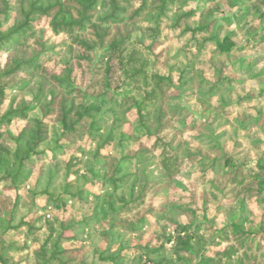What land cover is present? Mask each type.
Returning a JSON list of instances; mask_svg holds the SVG:
<instances>
[{"label": "trees", "instance_id": "obj_1", "mask_svg": "<svg viewBox=\"0 0 264 264\" xmlns=\"http://www.w3.org/2000/svg\"><path fill=\"white\" fill-rule=\"evenodd\" d=\"M26 262L264 264V0H0V264Z\"/></svg>", "mask_w": 264, "mask_h": 264}, {"label": "rangeland", "instance_id": "obj_2", "mask_svg": "<svg viewBox=\"0 0 264 264\" xmlns=\"http://www.w3.org/2000/svg\"><path fill=\"white\" fill-rule=\"evenodd\" d=\"M36 35L35 38L36 40H39L43 43L44 45V57L56 64H59L60 62L64 61L66 58L69 56V51L67 49V43H65L64 38L62 36L55 37L53 36L50 31L47 29L46 24L42 21L40 22L36 27ZM10 92H7V100L5 101L4 106H6L9 102L10 99ZM194 110L197 112V108L195 107ZM130 120H133V116H129ZM227 130V127H223L220 131L218 132H223ZM231 134H227L222 139L220 140L221 144L225 145V148L229 151L232 149V141L231 140ZM46 145L42 146L44 148ZM239 152H241V156L243 158H247L246 160H250L254 152L250 151H245L242 149H239ZM247 152V153H246ZM244 154V155H243ZM87 164V160H85ZM56 167L54 166L53 163H48V161H44L43 165L40 167V164L37 167V171L39 168H41L40 174L34 173L32 178L33 180H36V183L33 182L35 192H40L44 189H47L51 193H60L62 188H63V183H64V176H65V170L63 163L61 159L57 160L55 162ZM86 172H81V174L84 176ZM146 173L148 174V179L153 180L157 177L158 172H157V163L156 160L151 161L149 164V167L146 169ZM87 176V174H86ZM89 178V176H87ZM73 177H70L69 180H72ZM82 181L80 180L78 185H81ZM22 195H25L24 192H22ZM24 202H27V199H24ZM40 204H44V199L40 201ZM24 209L21 210L20 215L24 214ZM144 212L143 210L141 213ZM85 214V210L81 212V214ZM221 219H219L220 221ZM219 221L217 223H219ZM42 236L43 233H41L40 236H38L39 241H42ZM16 238V237H15ZM27 246L29 247L27 250L23 251L20 255L21 256H30V252L35 248V246L31 245L30 242L27 243ZM26 254V255H25ZM19 256V255H18ZM16 258V257H15ZM25 264H29L26 262Z\"/></svg>", "mask_w": 264, "mask_h": 264}]
</instances>
